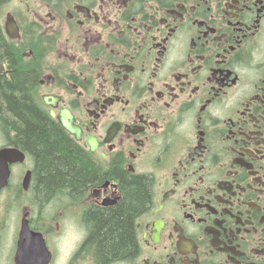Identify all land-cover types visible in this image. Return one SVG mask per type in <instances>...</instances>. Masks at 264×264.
<instances>
[{"label":"flooded vegetation","instance_id":"flooded-vegetation-1","mask_svg":"<svg viewBox=\"0 0 264 264\" xmlns=\"http://www.w3.org/2000/svg\"><path fill=\"white\" fill-rule=\"evenodd\" d=\"M8 84L90 186L40 191ZM135 179L136 248L107 264H264V0H0V264H102L95 230Z\"/></svg>","mask_w":264,"mask_h":264},{"label":"trees","instance_id":"trees-1","mask_svg":"<svg viewBox=\"0 0 264 264\" xmlns=\"http://www.w3.org/2000/svg\"><path fill=\"white\" fill-rule=\"evenodd\" d=\"M7 86V95L11 99H2V102L12 115L15 128L28 129L25 134L21 132L22 136L37 140L38 169L42 178L39 183L40 191L77 193L90 186L91 180L98 173L83 159V151L67 138L56 121L41 114L34 116L30 103L25 99H15L18 86ZM22 106L24 109H20ZM20 111L27 115L19 116ZM27 143L31 144V141L28 140ZM123 187L124 200L118 207L103 214L99 227L95 230L96 255L102 264L128 257L136 248L133 220L148 203L147 183L135 179Z\"/></svg>","mask_w":264,"mask_h":264},{"label":"water","instance_id":"water-1","mask_svg":"<svg viewBox=\"0 0 264 264\" xmlns=\"http://www.w3.org/2000/svg\"><path fill=\"white\" fill-rule=\"evenodd\" d=\"M59 122L62 125L64 129H66L71 134L77 135L78 138V132L77 129L73 126L71 123V117H69V114L66 112H63L61 114V117H59Z\"/></svg>","mask_w":264,"mask_h":264},{"label":"bare ground","instance_id":"bare-ground-1","mask_svg":"<svg viewBox=\"0 0 264 264\" xmlns=\"http://www.w3.org/2000/svg\"><path fill=\"white\" fill-rule=\"evenodd\" d=\"M42 192H47V191H43V190H42ZM58 192H61V191H58ZM58 192H47V193H51V194H54V195H55V194H57Z\"/></svg>","mask_w":264,"mask_h":264}]
</instances>
